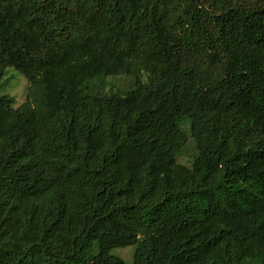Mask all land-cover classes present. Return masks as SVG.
Segmentation results:
<instances>
[{
	"label": "trees",
	"instance_id": "1",
	"mask_svg": "<svg viewBox=\"0 0 264 264\" xmlns=\"http://www.w3.org/2000/svg\"><path fill=\"white\" fill-rule=\"evenodd\" d=\"M0 264H264V0H0Z\"/></svg>",
	"mask_w": 264,
	"mask_h": 264
},
{
	"label": "rangeland",
	"instance_id": "2",
	"mask_svg": "<svg viewBox=\"0 0 264 264\" xmlns=\"http://www.w3.org/2000/svg\"><path fill=\"white\" fill-rule=\"evenodd\" d=\"M6 77H9L8 84L3 88L1 93L10 95L15 99V106L20 105L25 99L27 94L28 83L26 79L14 69L8 68L5 74ZM130 84L129 80L126 79H117L115 85L121 88H126ZM108 87L106 85H101L100 92L104 93ZM191 150L188 149L186 154L179 158L181 163H188V155ZM112 254L121 257L127 263L133 261L134 247L128 246L124 248H117L111 251Z\"/></svg>",
	"mask_w": 264,
	"mask_h": 264
}]
</instances>
